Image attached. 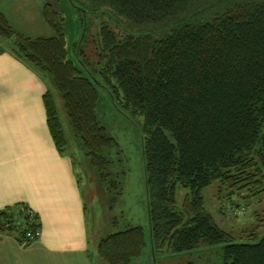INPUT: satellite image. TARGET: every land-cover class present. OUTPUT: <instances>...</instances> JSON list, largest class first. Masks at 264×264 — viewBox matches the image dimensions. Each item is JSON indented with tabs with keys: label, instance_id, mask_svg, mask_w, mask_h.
<instances>
[{
	"label": "trees",
	"instance_id": "obj_1",
	"mask_svg": "<svg viewBox=\"0 0 264 264\" xmlns=\"http://www.w3.org/2000/svg\"><path fill=\"white\" fill-rule=\"evenodd\" d=\"M97 1L111 7L122 31L99 25L96 70L121 107L143 117L153 241L177 252L221 242L217 264H264V232L235 240L201 193L218 182L219 192L224 188L231 198L259 191L264 182V0ZM43 14L53 33L29 36L0 11V51L50 75L73 138L97 168L112 205L120 191L119 181L109 178L107 149L117 142L97 115L98 80L66 56L61 11L46 2ZM42 99L63 151L68 138L53 92L46 89ZM178 184L188 189L179 208ZM37 226L38 213L27 203L0 209V229L21 242ZM144 246L143 227L127 225L97 240V264H129Z\"/></svg>",
	"mask_w": 264,
	"mask_h": 264
},
{
	"label": "rangeland",
	"instance_id": "obj_2",
	"mask_svg": "<svg viewBox=\"0 0 264 264\" xmlns=\"http://www.w3.org/2000/svg\"><path fill=\"white\" fill-rule=\"evenodd\" d=\"M46 2L51 3L64 16L66 56L72 59L84 74L98 80L97 115L117 142L112 148L107 149L111 159L108 165L109 178L119 181L120 191L115 193L117 197L110 205V195L99 182L97 168L90 162L79 144L74 145L76 140L62 107L60 93L50 75L45 71L40 72L43 75L44 90L49 89L54 94L65 134L71 141L68 149L76 160L77 171L81 176V188L89 199L87 201H90L88 204L90 223L94 225L90 240L97 263L100 262V258L94 240L97 241L109 232L134 224L143 227L145 246L142 253L132 258L129 264H188L190 261L193 264L219 263L222 258L221 242L177 252L154 242L151 237L143 157L145 135L143 117L125 107L122 108L108 88L109 85L105 80H101L100 69L96 70L99 66V52L96 48V32L99 25L106 22L115 30L122 31L120 25L111 17V7L97 0H0V11L4 13L12 28L24 35H50L53 29L43 14ZM218 189V182H212L201 190L205 206L214 220L234 235L235 240L249 239L250 232L255 234L250 239L259 237L264 232V182L259 191L249 193L246 190L239 196L233 194L231 198L225 194L224 188L221 192ZM187 191L188 189L180 184L176 186L177 208L181 207ZM242 207L243 214L232 211Z\"/></svg>",
	"mask_w": 264,
	"mask_h": 264
},
{
	"label": "crops",
	"instance_id": "obj_3",
	"mask_svg": "<svg viewBox=\"0 0 264 264\" xmlns=\"http://www.w3.org/2000/svg\"><path fill=\"white\" fill-rule=\"evenodd\" d=\"M42 76L0 51V209L27 203L41 225L29 242L0 229V264H97L90 201L68 149L71 141L60 151L50 133Z\"/></svg>",
	"mask_w": 264,
	"mask_h": 264
},
{
	"label": "built area",
	"instance_id": "obj_4",
	"mask_svg": "<svg viewBox=\"0 0 264 264\" xmlns=\"http://www.w3.org/2000/svg\"><path fill=\"white\" fill-rule=\"evenodd\" d=\"M232 211L234 213H236V214H243L244 209L242 207V208H240L238 210L233 209ZM40 233H41V228L39 226L35 227L34 229H28V230H26L25 231V237H24L23 242H28V241H31V240L37 238L40 235Z\"/></svg>",
	"mask_w": 264,
	"mask_h": 264
}]
</instances>
